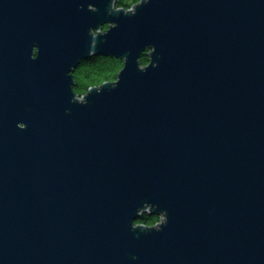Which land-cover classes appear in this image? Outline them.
I'll return each mask as SVG.
<instances>
[{"label":"water","instance_id":"water-1","mask_svg":"<svg viewBox=\"0 0 264 264\" xmlns=\"http://www.w3.org/2000/svg\"><path fill=\"white\" fill-rule=\"evenodd\" d=\"M115 5L0 0V264H264V0Z\"/></svg>","mask_w":264,"mask_h":264},{"label":"trees","instance_id":"trees-1","mask_svg":"<svg viewBox=\"0 0 264 264\" xmlns=\"http://www.w3.org/2000/svg\"><path fill=\"white\" fill-rule=\"evenodd\" d=\"M141 0H116V7L132 8ZM108 25L104 26L106 29ZM142 65L149 63L147 51L144 52L141 59ZM124 61L114 56L97 55L88 60H84L74 71L76 85L74 90L78 96H82L88 92L91 87L100 86L106 81H115ZM161 220L160 215H152L144 213L143 217L137 220L136 224L155 225Z\"/></svg>","mask_w":264,"mask_h":264},{"label":"rangeland","instance_id":"rangeland-1","mask_svg":"<svg viewBox=\"0 0 264 264\" xmlns=\"http://www.w3.org/2000/svg\"><path fill=\"white\" fill-rule=\"evenodd\" d=\"M115 8H119V7H116V6H115ZM125 9H126V8H125ZM129 9H130V8H129ZM105 25H108V24H105ZM105 25H103V27H102V31H106V30L109 28V25H108V27H107L106 29H104V26H105ZM82 96H83V95H82ZM80 97H81V96H80ZM161 219H162V218H161ZM160 221H161V220H160ZM160 221H159V222H160Z\"/></svg>","mask_w":264,"mask_h":264}]
</instances>
